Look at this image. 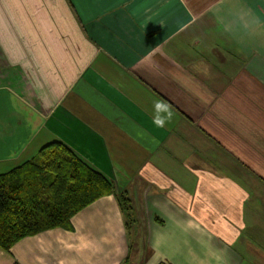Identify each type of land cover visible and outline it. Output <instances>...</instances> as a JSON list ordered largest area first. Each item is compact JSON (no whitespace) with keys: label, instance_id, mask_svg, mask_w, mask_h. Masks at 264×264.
Wrapping results in <instances>:
<instances>
[{"label":"crops","instance_id":"1","mask_svg":"<svg viewBox=\"0 0 264 264\" xmlns=\"http://www.w3.org/2000/svg\"><path fill=\"white\" fill-rule=\"evenodd\" d=\"M53 140L134 220L105 195L0 264H264V0H0V173Z\"/></svg>","mask_w":264,"mask_h":264},{"label":"trees","instance_id":"2","mask_svg":"<svg viewBox=\"0 0 264 264\" xmlns=\"http://www.w3.org/2000/svg\"><path fill=\"white\" fill-rule=\"evenodd\" d=\"M111 194L130 225L134 207L126 190L65 142L45 144L31 159L0 173V250L48 229L70 228L76 213Z\"/></svg>","mask_w":264,"mask_h":264},{"label":"clouds","instance_id":"3","mask_svg":"<svg viewBox=\"0 0 264 264\" xmlns=\"http://www.w3.org/2000/svg\"><path fill=\"white\" fill-rule=\"evenodd\" d=\"M153 123L157 127H165L166 123L170 122L173 117V112L170 105L162 100H156L153 103Z\"/></svg>","mask_w":264,"mask_h":264}]
</instances>
